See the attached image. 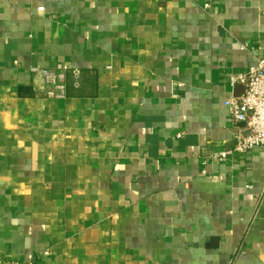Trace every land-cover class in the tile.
<instances>
[{
  "label": "crops",
  "instance_id": "1",
  "mask_svg": "<svg viewBox=\"0 0 264 264\" xmlns=\"http://www.w3.org/2000/svg\"><path fill=\"white\" fill-rule=\"evenodd\" d=\"M259 57L264 0H0V255L264 264V148L224 102Z\"/></svg>",
  "mask_w": 264,
  "mask_h": 264
},
{
  "label": "built area",
  "instance_id": "2",
  "mask_svg": "<svg viewBox=\"0 0 264 264\" xmlns=\"http://www.w3.org/2000/svg\"><path fill=\"white\" fill-rule=\"evenodd\" d=\"M31 71L42 75L47 97L64 99L70 86L75 89L81 86L82 70L69 63L61 62L50 68L32 66ZM230 85L244 89L224 101L238 127L234 151L246 154L252 149L264 148V57H259L248 70L232 75ZM229 152H221V159ZM0 264L23 263L0 255Z\"/></svg>",
  "mask_w": 264,
  "mask_h": 264
}]
</instances>
